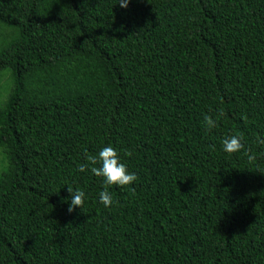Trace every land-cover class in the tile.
I'll return each instance as SVG.
<instances>
[{"label":"trees","instance_id":"obj_1","mask_svg":"<svg viewBox=\"0 0 264 264\" xmlns=\"http://www.w3.org/2000/svg\"><path fill=\"white\" fill-rule=\"evenodd\" d=\"M3 75L0 264H264V0H0Z\"/></svg>","mask_w":264,"mask_h":264},{"label":"clouds","instance_id":"obj_2","mask_svg":"<svg viewBox=\"0 0 264 264\" xmlns=\"http://www.w3.org/2000/svg\"><path fill=\"white\" fill-rule=\"evenodd\" d=\"M120 7L127 8L129 0H118ZM223 110H219L218 114L213 117V115L205 114L203 117V123L207 131L217 127V122L223 115ZM242 119L247 120V117H242ZM243 135H231L227 136L222 141L223 151L227 153H236L244 151L247 159L252 162L256 160V154L252 153L250 150L245 149L243 141ZM256 142L258 144H264V138L257 136ZM84 163H81L78 170L84 172L89 170L96 177L103 178L105 189L99 193L100 203L104 207L108 208L113 205V196L107 190V186L119 185L126 186L132 184L138 179L135 172H129L127 166L120 161L119 154L117 150L112 145H107L103 147L98 154H89L87 151L84 153ZM99 165V166H97ZM68 192L71 194V202L68 207L69 213L73 212L76 208H83L85 200V192L76 189L75 191L68 187ZM118 203V202H117Z\"/></svg>","mask_w":264,"mask_h":264},{"label":"rangeland","instance_id":"obj_3","mask_svg":"<svg viewBox=\"0 0 264 264\" xmlns=\"http://www.w3.org/2000/svg\"><path fill=\"white\" fill-rule=\"evenodd\" d=\"M2 77H3V79H0V87H2V85H5L6 79H7L6 75H3ZM1 161H3V154L0 150V165H1ZM0 172H1V170H0Z\"/></svg>","mask_w":264,"mask_h":264}]
</instances>
